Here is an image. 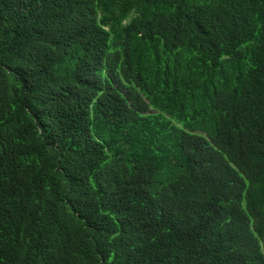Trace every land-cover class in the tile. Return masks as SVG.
I'll return each mask as SVG.
<instances>
[{"label": "trees", "instance_id": "1", "mask_svg": "<svg viewBox=\"0 0 264 264\" xmlns=\"http://www.w3.org/2000/svg\"><path fill=\"white\" fill-rule=\"evenodd\" d=\"M0 264H264V0H0Z\"/></svg>", "mask_w": 264, "mask_h": 264}]
</instances>
